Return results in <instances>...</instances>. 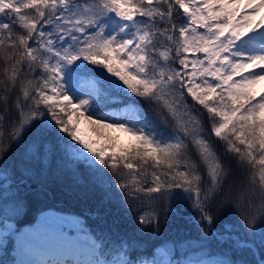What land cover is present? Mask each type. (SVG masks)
I'll return each instance as SVG.
<instances>
[{
    "label": "snow or ice",
    "instance_id": "obj_1",
    "mask_svg": "<svg viewBox=\"0 0 264 264\" xmlns=\"http://www.w3.org/2000/svg\"><path fill=\"white\" fill-rule=\"evenodd\" d=\"M174 6L183 10L184 20L179 24L169 23ZM261 10H264V0H83L81 3L76 0H0V17H3L0 19V48L15 50L6 57V61L15 62L11 70L4 68V76L14 88L21 65L26 63L29 73L34 72L36 66L41 70L35 79L25 76L19 80L20 93L24 101L31 104L25 107L17 99L19 120L11 121L12 139L20 138L21 132L32 125L35 139L29 150L36 152L41 147V138L59 128L60 133H66L96 162L113 172L118 163L135 172L138 166L132 161L138 159L147 164L151 160L155 169L151 172V184L144 188L139 178L132 175L135 192H144L150 198L153 193H161L167 198L171 189H183L193 201V209L201 212L199 222L207 221L211 225L212 216L206 214L204 208L222 191L227 174L198 130L195 117L187 122L192 124L189 129L180 117L179 103L169 98L178 92L183 99L186 89L192 100L207 110L210 119L219 118L211 124L214 136L226 141L227 151L237 154L250 166L251 183L256 185L258 181L262 201L260 215L264 216V91L255 90V85L264 81V16L255 19ZM160 24L164 27L158 28ZM15 28L22 32H16ZM157 36L163 37L167 47L154 44ZM189 52L194 57L191 61L185 55ZM150 53L158 55L164 63H158ZM169 61L178 62L181 69L170 67ZM189 63L190 72L186 71ZM88 65L102 66L110 76ZM111 76L117 77L128 92L159 102L183 131V136L180 131H174L167 138L158 136L146 124L137 127L139 121L130 123L119 118L118 109L103 111L104 107L121 102L111 95L112 91L124 92ZM45 116H50L55 123L42 119ZM81 119L97 139H85L80 134ZM37 121L39 123L35 124ZM113 131L130 135L135 143L118 149L116 138L110 135ZM189 136L191 145L186 143ZM57 138L64 141L63 137ZM190 146L196 149L210 183L203 199L199 186L202 177L196 164L185 159L181 170V157ZM67 147L88 160L80 148L71 144ZM43 148L51 151L47 142ZM230 192L231 186L222 202L231 198ZM232 202L246 218L243 196ZM247 207L252 208L251 201ZM140 219L141 223L146 222L143 216ZM248 226L251 227V221ZM74 246L69 236H62L57 244L68 252ZM18 264L114 262L62 258L47 262L21 260Z\"/></svg>",
    "mask_w": 264,
    "mask_h": 264
},
{
    "label": "trees",
    "instance_id": "obj_2",
    "mask_svg": "<svg viewBox=\"0 0 264 264\" xmlns=\"http://www.w3.org/2000/svg\"><path fill=\"white\" fill-rule=\"evenodd\" d=\"M183 20V10L174 6L173 18L169 23L179 24ZM157 27L163 28L164 25L160 24ZM14 30L22 32L19 28ZM161 42V37L154 38V44L157 46L160 47ZM14 51L0 48V119H2L0 168L7 167L9 170V183L6 186L5 181L0 184V193L12 191L16 197L18 196L16 199L22 204L20 216L15 218L18 228L33 224L39 213L55 208L83 217L84 225L99 243L96 257L107 261L116 262L121 259L132 261L133 264H145L154 261L158 248L166 242H172L177 246L186 241H206L212 249L211 256L220 253L230 264L264 262V230L262 233L255 230V222L262 203L258 181L256 185L251 183L252 170L247 162L241 161L237 154L228 152L227 142L215 137L211 132V124L219 118L210 119L207 110L189 97V107L199 120L203 136L215 151L227 174L222 191L212 200L211 205L204 208V212L212 216L211 225L207 221L199 222L201 212L193 209V201L188 197L177 200L172 206L157 202L121 203L119 196L124 191L120 183L132 175H136L142 181L150 178L151 172L155 170L152 168L151 160L147 164H142L138 159L132 161L138 166L135 172L125 169L123 163H118L113 172L111 168L96 162L86 150L71 141L66 133H60L59 128L48 131L41 138V147L36 152L29 150L30 143L35 139L32 125H29L28 130L22 134L21 142L12 139L11 121L19 120L18 109L15 107L17 99L25 107L31 104V101H24L20 93L19 80L25 76L35 79L41 74L38 66L34 72L29 73L25 63L20 66L21 74L17 85L11 87L10 81L4 76V68L8 67L11 70V65L15 61H6V57ZM150 55H154L156 61L160 62L158 55L154 53ZM88 67L110 76L102 66ZM110 78L116 80L124 92L112 91L111 95L117 96L121 102L106 108L132 105L142 124H146L154 134L165 137L174 133L176 125L159 102L136 96L128 92L117 77ZM40 108L43 109L44 106L40 105ZM42 119L51 121L50 116ZM64 119L67 120V117ZM58 136L63 137L64 141H59ZM45 142L50 145L51 151H45L43 148ZM186 143L191 145L190 141ZM67 144L80 148V151L88 156V160L74 153ZM238 146L243 148L242 145ZM185 159L196 164V170L202 177L199 186L203 199L204 192L210 187L205 166L200 162L196 149L191 146L186 154L182 155L181 165ZM229 186L231 198L222 202V197L229 192ZM241 195L246 218L232 202ZM250 201L251 209L247 207ZM146 209L151 210L155 217L150 220L151 222L145 220V223H141V213ZM5 217L0 209V226L3 225ZM249 221L251 227L248 226ZM12 246L13 238L7 236L6 242L0 246V264H4L3 258L8 255ZM216 246H219L221 251L214 250Z\"/></svg>",
    "mask_w": 264,
    "mask_h": 264
},
{
    "label": "rangeland",
    "instance_id": "obj_3",
    "mask_svg": "<svg viewBox=\"0 0 264 264\" xmlns=\"http://www.w3.org/2000/svg\"><path fill=\"white\" fill-rule=\"evenodd\" d=\"M76 2L81 3L83 2V0H76ZM28 11L31 12V10ZM261 16H264V10H261L260 13L255 17V19L259 20ZM0 18L3 19V17ZM200 31L203 30L201 29ZM248 35L253 34L249 33ZM161 39V48L167 47V44L164 42L163 37ZM172 55L174 56L175 53L173 52ZM185 55L188 56L189 61L194 58L192 53L190 52L186 53ZM197 56H200L202 58V54L198 53ZM159 63L163 64L164 61L160 60ZM168 64L170 67L181 69V65H179L178 62L172 63V61H169ZM151 71L152 69L149 68L150 73ZM186 71H192L191 63H189ZM208 79L211 80L210 77ZM234 79H238V77H235ZM197 82H199V78H197ZM255 90L257 92L264 91V81H261L257 85H255ZM187 94V90L184 89L183 99H180L178 92L174 93L173 96H170L169 98L174 102L179 103L180 117L187 124L189 129H191L192 124H188L187 122L195 117V119L198 121L197 128L203 135L199 120L195 113L191 111V108L189 107L188 99L189 97L191 98V96ZM115 109L119 110V118L128 120L130 123H136L137 121H139L132 105H124L111 109H106V107H104L103 111H112ZM173 122L176 125L174 131H180V135L183 136V131L177 128V124L174 120ZM141 124L142 123L139 121V123H136V126L139 127L141 126ZM78 128L80 134L85 139H97L92 135L90 131H88V125L82 119L80 120ZM23 132L24 131L21 132V137L17 138V141L21 142ZM110 135L116 138L118 149L128 148L130 145H133L135 143L130 135L123 132L113 131L110 133ZM168 136L170 135L165 136V138H167ZM191 139L192 138L190 136L187 137L186 142H191ZM215 156L217 157L216 153ZM181 170H183V165H181ZM8 177V168H0V184L5 181L4 186L8 185ZM131 177L120 183V185H125V187L122 189L124 191L122 193L123 196H119V200L121 201V203H132L134 201H140L147 204L157 202L159 204L161 203L172 206L177 200L188 197L183 193V189L173 188L171 189V195L167 196V198H164L161 193H153L151 194L150 198L144 192H135L136 186L131 183ZM103 184L105 185L106 182H103ZM150 184L151 177L147 180H140V186L144 188L148 187ZM17 197L15 196V192L12 191L0 193V209L3 212V215L6 216L4 218L3 225L0 226V244L6 241V237L8 235H12L13 237V246L10 251L11 253H9L11 258L4 260V264H18V262L21 260L47 262L51 259L62 258H67L72 261L88 259L103 260L96 258L98 242L93 238L89 229L85 227L84 219L72 212L51 208L41 212L33 225H24L20 228V230H17V226L15 225V218H19L22 211V204L17 201ZM141 216H143L147 221L152 220L155 217V214L151 212V210L146 209L141 213ZM255 230L261 233L264 230V216H261L260 213L255 222ZM62 236H69L73 239L75 246L73 247L71 252H68L66 249L57 247V244ZM213 249L221 251L219 246H216ZM211 250L212 249L210 245H208L206 241H186L178 244L177 246H175L172 242H167L158 248L157 257L154 259V261H151L148 264H167L168 261H172L173 264L229 263V261L220 253H215V256H211ZM120 261L122 260L120 259L114 262V264H118V262Z\"/></svg>",
    "mask_w": 264,
    "mask_h": 264
},
{
    "label": "bare ground",
    "instance_id": "obj_4",
    "mask_svg": "<svg viewBox=\"0 0 264 264\" xmlns=\"http://www.w3.org/2000/svg\"><path fill=\"white\" fill-rule=\"evenodd\" d=\"M89 131V130H88Z\"/></svg>",
    "mask_w": 264,
    "mask_h": 264
}]
</instances>
